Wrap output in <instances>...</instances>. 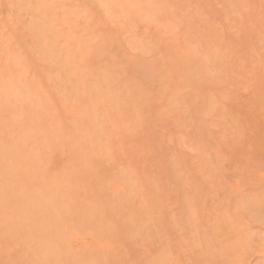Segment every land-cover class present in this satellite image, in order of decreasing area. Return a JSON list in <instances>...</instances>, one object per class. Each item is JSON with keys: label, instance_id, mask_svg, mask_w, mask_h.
I'll use <instances>...</instances> for the list:
<instances>
[{"label": "rangeland", "instance_id": "rangeland-1", "mask_svg": "<svg viewBox=\"0 0 264 264\" xmlns=\"http://www.w3.org/2000/svg\"><path fill=\"white\" fill-rule=\"evenodd\" d=\"M263 232L264 0H0V264H264Z\"/></svg>", "mask_w": 264, "mask_h": 264}, {"label": "bare ground", "instance_id": "bare-ground-1", "mask_svg": "<svg viewBox=\"0 0 264 264\" xmlns=\"http://www.w3.org/2000/svg\"><path fill=\"white\" fill-rule=\"evenodd\" d=\"M3 27H5V26H3ZM2 27V28H3ZM140 29V28H139ZM139 34V33H138ZM141 35V34H140ZM53 39V38H52ZM51 39V40H52ZM140 74L141 75H143V76H146V77H148L150 80H154V75H153V72H152V70L151 69H149L148 67H146V66H143V67H141V72H140ZM260 216V215H259ZM261 217V216H260ZM259 217V218H260ZM264 233V232H263ZM264 236V235H263ZM262 236V237H263ZM264 238V237H263Z\"/></svg>", "mask_w": 264, "mask_h": 264}]
</instances>
